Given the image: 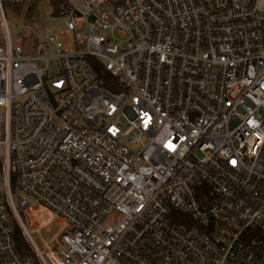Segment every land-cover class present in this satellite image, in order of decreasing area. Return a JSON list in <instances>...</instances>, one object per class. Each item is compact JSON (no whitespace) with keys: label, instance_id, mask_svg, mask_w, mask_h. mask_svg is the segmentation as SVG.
Masks as SVG:
<instances>
[{"label":"built area","instance_id":"1","mask_svg":"<svg viewBox=\"0 0 264 264\" xmlns=\"http://www.w3.org/2000/svg\"><path fill=\"white\" fill-rule=\"evenodd\" d=\"M5 1L0 264H264V0H70L36 53Z\"/></svg>","mask_w":264,"mask_h":264},{"label":"rangeland","instance_id":"2","mask_svg":"<svg viewBox=\"0 0 264 264\" xmlns=\"http://www.w3.org/2000/svg\"><path fill=\"white\" fill-rule=\"evenodd\" d=\"M35 5L34 15L30 17L27 12V7ZM18 8V10H17ZM4 18L7 23V30L14 44H21L27 51L39 52L44 44L46 30L58 32L63 28L62 19L52 16V8L49 0H29L23 4L8 5L3 8ZM5 26L2 24V16L0 14V38L5 39ZM55 52L54 48H49L48 53ZM55 70L58 69L57 61H51ZM1 158V155H0ZM33 205V203H32ZM27 225L31 228L29 220H26ZM33 231V239L42 247L43 239H47V235H53L58 231V225L53 223L47 228H42L40 231Z\"/></svg>","mask_w":264,"mask_h":264},{"label":"trees","instance_id":"3","mask_svg":"<svg viewBox=\"0 0 264 264\" xmlns=\"http://www.w3.org/2000/svg\"><path fill=\"white\" fill-rule=\"evenodd\" d=\"M27 1H29V0H27ZM49 2L51 4V8H52V16L61 15L64 12L70 11L72 8L70 0H49ZM5 4L16 5V4H23V2L16 3V2L8 0V1L4 2V6H5ZM34 8H35V5L27 7V12L29 13L30 17H33V15H34ZM17 10H18V8H17ZM16 231H17L16 235H17V241H18L19 246L26 248L27 242H26L25 237L23 236V234L21 233V231L18 228L16 229Z\"/></svg>","mask_w":264,"mask_h":264},{"label":"bare ground","instance_id":"4","mask_svg":"<svg viewBox=\"0 0 264 264\" xmlns=\"http://www.w3.org/2000/svg\"><path fill=\"white\" fill-rule=\"evenodd\" d=\"M27 1V0H26ZM26 1H23V2H26Z\"/></svg>","mask_w":264,"mask_h":264}]
</instances>
